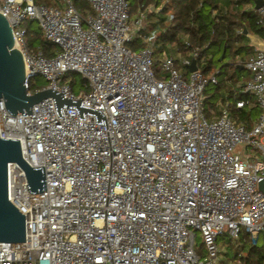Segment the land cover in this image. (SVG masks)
<instances>
[{"label":"built area","instance_id":"built-area-1","mask_svg":"<svg viewBox=\"0 0 264 264\" xmlns=\"http://www.w3.org/2000/svg\"><path fill=\"white\" fill-rule=\"evenodd\" d=\"M54 1L0 0L25 87L42 76L40 89L79 98L106 123L73 107L58 117L52 97L12 115L0 98V137L18 139L45 183L30 192L23 169L7 164V199L24 215L25 238L0 242V264H217L221 235L244 230L255 241L264 230V38L246 33L252 53L236 61L250 78L231 91L246 96L225 91L210 107L206 88L219 69L204 73L197 47L157 52L165 29L146 20L150 6L132 13L130 0H86L82 14L73 0ZM253 10L264 29V0ZM25 20L36 21L50 55L26 47ZM67 72L86 90L61 82ZM241 109L259 110L249 127L237 122Z\"/></svg>","mask_w":264,"mask_h":264},{"label":"trees","instance_id":"trees-1","mask_svg":"<svg viewBox=\"0 0 264 264\" xmlns=\"http://www.w3.org/2000/svg\"><path fill=\"white\" fill-rule=\"evenodd\" d=\"M36 4H55L54 0H34ZM255 0H130L131 12H135L139 3L144 7L150 6L145 11L146 20L151 27L158 26L165 29L160 35V48L170 49L172 44L184 54H188L194 47L200 49V57H204L202 70L204 73L211 71L216 63L222 62L226 57L228 62L219 66L218 83L212 87L215 93L228 91L235 84V73L242 70L236 65L238 59H245L252 53L248 44L246 33L259 38H264V29L258 24V14L254 12ZM74 6L82 14L91 12L90 4L86 0H73ZM162 5L158 12L151 9ZM168 14L172 19L166 22ZM34 20H25L26 28L25 45L30 50L41 49L45 55H50L52 44L41 35L39 29H34ZM245 30V32H244ZM188 39L189 44L184 45L182 37ZM140 41L130 44L132 48H138ZM210 53L208 58L207 55ZM199 58V57H198ZM197 58V59H198ZM233 69V70H232ZM72 73V72H70ZM70 75V74H68ZM32 76L28 79L27 90L31 93L43 86H38ZM80 85L85 81L79 79ZM71 89L76 90L75 80L69 82ZM243 93L229 92L230 98L245 97ZM252 109L251 111H254ZM245 109L238 112V122L243 120ZM221 244L225 245L224 254L233 249V260L230 264H264V243L258 245L257 238L252 241L251 235L241 230L238 237Z\"/></svg>","mask_w":264,"mask_h":264},{"label":"water","instance_id":"water-1","mask_svg":"<svg viewBox=\"0 0 264 264\" xmlns=\"http://www.w3.org/2000/svg\"><path fill=\"white\" fill-rule=\"evenodd\" d=\"M255 2V7H258L263 0ZM13 44L11 26L0 13V98L10 114L31 113L33 104L43 98L52 97L58 117H62L61 107H73L80 119H84L82 113L86 112L94 115L95 123H106L100 110L81 105L79 98H64L60 91L51 88L28 94L23 57ZM188 68L190 71L196 69L195 59H191ZM11 162H16L23 169L30 192L45 189L43 166L32 167L23 159L18 139L0 137V242H21L25 238L24 215L7 199V164ZM258 187L264 193V179L259 182Z\"/></svg>","mask_w":264,"mask_h":264},{"label":"rangeland","instance_id":"rangeland-1","mask_svg":"<svg viewBox=\"0 0 264 264\" xmlns=\"http://www.w3.org/2000/svg\"><path fill=\"white\" fill-rule=\"evenodd\" d=\"M254 5L256 6V2H254ZM32 27L34 29H39L36 21L32 24ZM40 32H41V30H40ZM41 35H42V32H41ZM161 49L162 48H160V46H159L158 49H156V51L159 52V50H161ZM209 56H210V53H208L206 58H208ZM227 62H228V58L226 57L222 62L216 63L215 67H213L211 69V71L217 70L219 66H221V65H223L224 63H227ZM202 65H203V62L200 64V69L201 70L203 68ZM155 67L157 68L158 65L156 64ZM210 72H208V73H210ZM68 74H70V75H68ZM235 74H236L235 75V79H236L235 83L236 82H240V81H246V80H248L250 78V72L248 70L244 69V68L242 70L237 71ZM80 77L81 76L78 73H76V72H72V73L67 72V73H65V74H63L61 76V82L69 83L70 80L73 79V80H75V85H76L75 92H78L80 89H85L86 90L85 86L84 85H80V83H79ZM217 78L220 79L219 75H218ZM33 80L37 82L38 86H44V85L47 84L46 80L42 76H37ZM214 86H208L206 88V93L209 96V98L206 101V106L214 107L216 105L217 100L222 96V91H220L218 94L214 92V90L212 89V87H214ZM258 111H259L258 109H255L254 111L246 110L245 111L246 113L244 115V118H243L242 122L241 121L238 122L239 118H237V122L238 123H244L246 125V127H249L252 124L253 120L256 118V116L258 114ZM237 114H238V112H237ZM238 117H239V115H238ZM228 240H230V239H228V237L226 235H221L219 237V246L221 248H220V252H219V255H218L217 264H230L232 262V260H233V249H230L227 254H224L225 245L221 244L222 241L226 242ZM230 241L233 244H235L234 239H231ZM262 243H264V230H262L260 233L257 234V244L260 245Z\"/></svg>","mask_w":264,"mask_h":264},{"label":"crops","instance_id":"crops-1","mask_svg":"<svg viewBox=\"0 0 264 264\" xmlns=\"http://www.w3.org/2000/svg\"><path fill=\"white\" fill-rule=\"evenodd\" d=\"M158 7L161 8L162 5H159ZM248 34H249V33H248ZM245 35H246V32H245ZM249 35H250V36H254V35H252V34H249ZM255 37H257V36H255ZM248 44L250 45V43H249V39H248ZM236 83H237V82H236ZM236 83H235V84H236ZM235 84H232L231 87H234ZM231 87H230V90H231ZM230 90H229V92H230ZM223 92H225V91H223ZM223 92H222V93H223ZM231 93H233V92L231 91Z\"/></svg>","mask_w":264,"mask_h":264},{"label":"bare ground","instance_id":"bare-ground-1","mask_svg":"<svg viewBox=\"0 0 264 264\" xmlns=\"http://www.w3.org/2000/svg\"><path fill=\"white\" fill-rule=\"evenodd\" d=\"M13 46H14L15 48H17V49H18V47L16 46V44H15V43L13 44Z\"/></svg>","mask_w":264,"mask_h":264}]
</instances>
